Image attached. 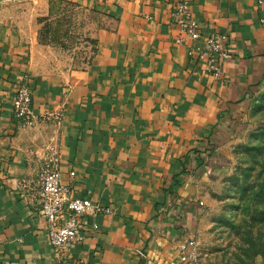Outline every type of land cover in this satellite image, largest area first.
<instances>
[{"label": "crops", "instance_id": "obj_1", "mask_svg": "<svg viewBox=\"0 0 264 264\" xmlns=\"http://www.w3.org/2000/svg\"><path fill=\"white\" fill-rule=\"evenodd\" d=\"M179 1L39 0L69 11L50 13L57 39L80 33L93 44L84 63L65 68L53 66L38 15L0 12V264H188L181 246L192 250L201 213L196 166L264 80V13L260 0H189L201 40L227 35L216 78L188 54L191 39L176 42ZM25 76L33 109L62 111L60 123L16 118ZM50 149L73 196L112 210L82 220V239L60 252L20 186Z\"/></svg>", "mask_w": 264, "mask_h": 264}, {"label": "rangeland", "instance_id": "obj_2", "mask_svg": "<svg viewBox=\"0 0 264 264\" xmlns=\"http://www.w3.org/2000/svg\"><path fill=\"white\" fill-rule=\"evenodd\" d=\"M52 10L59 12L60 18L69 14L60 2L41 6L39 0H0V12H29L34 18L38 15L40 40H52L53 66L81 65L88 59L93 44L80 33L57 39L54 33L57 28L50 21ZM207 149L206 157L196 166L197 206L201 213L192 250L211 264H261L264 261V80L249 94L236 127L220 132Z\"/></svg>", "mask_w": 264, "mask_h": 264}, {"label": "built area", "instance_id": "obj_3", "mask_svg": "<svg viewBox=\"0 0 264 264\" xmlns=\"http://www.w3.org/2000/svg\"><path fill=\"white\" fill-rule=\"evenodd\" d=\"M264 13V3L261 2ZM173 18L179 24L181 36L176 42L182 43L184 37L193 41L188 46V54L197 58L204 67L218 78L222 73L223 62L229 58L230 50L224 45L226 34H211L203 40L199 21L195 18L189 0H180L173 11ZM264 24V16L262 18ZM32 90L25 76L19 83L13 98L14 115L24 126H32L37 122L60 123L62 111L48 110L36 112L32 106ZM74 174V171L71 172ZM22 188L31 191L42 214L46 217L47 233L53 249L57 252L70 249L83 237V229L89 216L109 214L111 208L101 202L94 201L88 196H73L69 183L61 179V159L57 150L50 149L41 160L39 176L35 180L24 179ZM92 227L97 228L96 223ZM182 256L188 264H211L203 260L194 250H188L187 245L181 246ZM140 254L144 255L142 251Z\"/></svg>", "mask_w": 264, "mask_h": 264}, {"label": "trees", "instance_id": "obj_4", "mask_svg": "<svg viewBox=\"0 0 264 264\" xmlns=\"http://www.w3.org/2000/svg\"><path fill=\"white\" fill-rule=\"evenodd\" d=\"M207 149V148H206Z\"/></svg>", "mask_w": 264, "mask_h": 264}]
</instances>
